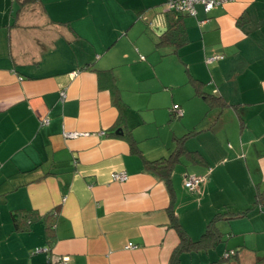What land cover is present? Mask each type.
Here are the masks:
<instances>
[{
	"label": "crops",
	"instance_id": "0c3cea01",
	"mask_svg": "<svg viewBox=\"0 0 264 264\" xmlns=\"http://www.w3.org/2000/svg\"><path fill=\"white\" fill-rule=\"evenodd\" d=\"M169 1L0 0V264H170L180 244L171 195L145 160L170 155L191 131L185 146L199 162L183 156L172 176L186 232L197 241L217 214L247 213L219 220L223 240L182 252L179 264H264V0L197 4L196 15ZM173 20L185 41L159 45ZM172 55L187 66L175 85ZM214 55L224 57L208 62ZM194 80L229 105L210 107ZM141 111L158 125L180 121L149 142ZM114 171L129 179L113 181ZM189 174L204 177L196 190ZM30 210L38 218L17 216L18 229L13 214Z\"/></svg>",
	"mask_w": 264,
	"mask_h": 264
},
{
	"label": "trees",
	"instance_id": "16d2710c",
	"mask_svg": "<svg viewBox=\"0 0 264 264\" xmlns=\"http://www.w3.org/2000/svg\"><path fill=\"white\" fill-rule=\"evenodd\" d=\"M26 1H29V0H26ZM172 11L181 13V11H176V10H172ZM243 21H244V18L242 17L238 20V24L243 25ZM184 41L185 39H184V36L182 35V28L179 26L177 21L173 20L171 21V26H170L169 31H167V33H165L162 36V39L160 40L159 45L176 44L178 46V45H181ZM109 72H110V76L114 83L115 77L111 71ZM193 84H194V87L197 93L205 98V100L208 102L210 107L213 108L215 105H219L221 108H224L225 106L229 105V103L226 100H224L222 97L217 96L215 94H211V93L208 94L206 92H203L201 90L202 82L194 80ZM113 93L116 95H119L118 89H114ZM182 115L177 114V116L179 117H181ZM193 133H196V132L191 131L187 133L186 135L177 138V145L174 151L169 156H162L160 158L153 159V160H149V159L145 160L146 169L150 172L155 173L156 175H158L160 178L164 180V182L166 183L169 189L170 195H171V201L168 207V212L171 218V227L176 229V231L179 234L180 244L173 252L170 264H179L180 254L184 251H191L193 249L202 248L203 246L204 248H208V246L218 244L219 242L223 240V233H221V231L219 230L217 226V222L221 220L222 218H226V217L228 219L243 217L247 213V211L236 212L228 216H226V214H221V213L217 214L208 224L205 233L197 241H194L190 237V235L186 232V230L180 223L179 218L175 214V210H174L175 190L172 184V181H173L172 176H173L176 165L180 162L183 156L188 157L194 162L198 161V158H197L198 153L188 150L187 147L185 146L187 138L191 136ZM126 138L128 139L130 143L132 152L142 155V150L139 146V143L135 139L131 131H129L126 134ZM19 215L21 217L22 216L24 217L25 223H28V221H32L34 218H38L39 214L33 210L25 211L22 213H19V212L14 213L13 214L14 222L18 229L22 228V225L19 223V220L17 217ZM45 217L47 218L48 215H46ZM53 225H54V222L51 221L49 228H52V230H53ZM47 250L49 251L50 249H47Z\"/></svg>",
	"mask_w": 264,
	"mask_h": 264
},
{
	"label": "built area",
	"instance_id": "2783aa9c",
	"mask_svg": "<svg viewBox=\"0 0 264 264\" xmlns=\"http://www.w3.org/2000/svg\"><path fill=\"white\" fill-rule=\"evenodd\" d=\"M230 0H170L168 2V8L176 11L186 12L190 15H196V5L202 4L205 7L206 11H210L212 8L222 5L226 2H229ZM223 55H214L207 59L208 62H212L215 60H218L220 58H223ZM79 73V70H75L72 72L73 75H77ZM62 99H65L67 96V92L65 89H62L61 92ZM174 110L177 112V114L182 115L183 110L178 104L174 105ZM49 119L46 118L43 120V122L46 124L48 123ZM66 137L69 138H75L79 136H86L89 135L88 132H79V131H66L64 134ZM111 178L113 181H126L129 179V175L125 171H114L111 174ZM204 180L203 176L197 175V174H189L186 176L185 179V186L189 188L190 190H196L197 186L201 181ZM137 245L129 242L127 244V248H136ZM42 249L38 248L37 251H41ZM228 255V254H227ZM58 264H70L68 261V258H63L58 262Z\"/></svg>",
	"mask_w": 264,
	"mask_h": 264
},
{
	"label": "rangeland",
	"instance_id": "374dc122",
	"mask_svg": "<svg viewBox=\"0 0 264 264\" xmlns=\"http://www.w3.org/2000/svg\"><path fill=\"white\" fill-rule=\"evenodd\" d=\"M172 57L174 58H171V62H169V70L171 72V82L173 83V85L175 84H180L182 82V80L180 81V78H183V80L185 79V75H186V65L184 63H182L178 58V60L175 58V56L172 55ZM158 68V67H157ZM159 68H161V66H159ZM181 89L183 90V87H176V88H173L171 89L173 91V93L176 94V97H179L180 94H181ZM159 96V93L157 94ZM165 96H168V94H166ZM163 97V96H162ZM158 97V101L164 103L166 100L165 98L163 97ZM173 104V103H172ZM158 113H161L160 112V109L157 110ZM140 117L141 118H147L146 122H144L140 128H144L145 129V134H149L151 137V139L149 140L150 141H153V140H157V138L159 139V137H157V132L159 131L160 129V137L165 139L167 137V135L169 134V131L172 130L171 128V124L175 121H180L178 117H174V119L172 121H169V119H171V116L168 117V119L165 117L166 121L163 123V125H158L152 120V112H149V111H141V113H139ZM143 116V117H142ZM165 119H162L160 117V114H158V120L159 122H162L164 121ZM140 120V119H139ZM143 122V121H142ZM174 125V123L172 124V126ZM169 156V154L167 155Z\"/></svg>",
	"mask_w": 264,
	"mask_h": 264
},
{
	"label": "water",
	"instance_id": "95a60500",
	"mask_svg": "<svg viewBox=\"0 0 264 264\" xmlns=\"http://www.w3.org/2000/svg\"><path fill=\"white\" fill-rule=\"evenodd\" d=\"M117 132L124 133V131H123V129H122V128L118 129V130H117Z\"/></svg>",
	"mask_w": 264,
	"mask_h": 264
}]
</instances>
